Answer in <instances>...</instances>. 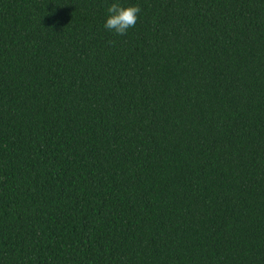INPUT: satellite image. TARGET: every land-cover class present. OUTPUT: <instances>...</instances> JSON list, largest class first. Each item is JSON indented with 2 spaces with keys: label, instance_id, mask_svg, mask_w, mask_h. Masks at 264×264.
I'll list each match as a JSON object with an SVG mask.
<instances>
[{
  "label": "trees",
  "instance_id": "16d2710c",
  "mask_svg": "<svg viewBox=\"0 0 264 264\" xmlns=\"http://www.w3.org/2000/svg\"><path fill=\"white\" fill-rule=\"evenodd\" d=\"M0 264H264V0H0Z\"/></svg>",
  "mask_w": 264,
  "mask_h": 264
}]
</instances>
